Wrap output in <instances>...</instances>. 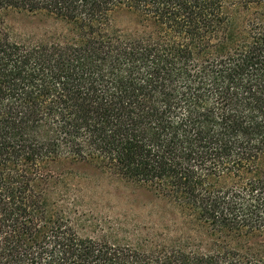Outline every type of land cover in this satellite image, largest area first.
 <instances>
[{
    "label": "trees",
    "instance_id": "trees-1",
    "mask_svg": "<svg viewBox=\"0 0 264 264\" xmlns=\"http://www.w3.org/2000/svg\"><path fill=\"white\" fill-rule=\"evenodd\" d=\"M63 31L0 28V264H264V0H0ZM124 11L137 29L115 27ZM60 161L179 215L141 245L81 236Z\"/></svg>",
    "mask_w": 264,
    "mask_h": 264
},
{
    "label": "rangeland",
    "instance_id": "rangeland-1",
    "mask_svg": "<svg viewBox=\"0 0 264 264\" xmlns=\"http://www.w3.org/2000/svg\"><path fill=\"white\" fill-rule=\"evenodd\" d=\"M116 28L137 29V18L120 11L113 15ZM0 28L15 42L34 41L63 31L62 24L45 14L10 11ZM48 196L61 200L77 232L83 237L106 238L119 244L141 245L172 235L179 221L176 210L146 186L109 175L84 162L60 161L51 168ZM263 241L257 238L254 242Z\"/></svg>",
    "mask_w": 264,
    "mask_h": 264
}]
</instances>
